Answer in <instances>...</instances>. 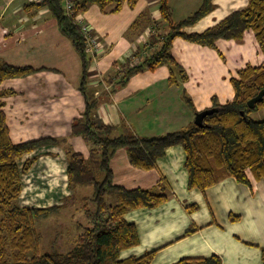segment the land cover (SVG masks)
<instances>
[{"label": "crops", "instance_id": "obj_1", "mask_svg": "<svg viewBox=\"0 0 264 264\" xmlns=\"http://www.w3.org/2000/svg\"><path fill=\"white\" fill-rule=\"evenodd\" d=\"M27 2L35 1L7 0V10L0 15V58L11 64L43 69L27 77L5 80L0 84V100L5 104L14 142L42 137L56 138L58 142L24 156V160L34 156L37 159L22 176L16 202L22 207H56L47 216L63 215L62 228L56 232H76L77 241L84 222L82 214L89 222L87 208H94L90 201L93 193L84 196L81 192L82 187L90 185L71 188L68 177L69 151L89 155L85 140L71 132L74 120L86 106L79 88L82 59L55 21L47 22V9L35 12L24 7ZM169 3L174 19L181 20L196 11L202 0ZM213 3L209 14L184 28L187 33L205 31L234 10L245 7L248 0ZM185 8H189L183 13L186 16L178 19L177 12ZM143 12L146 14L139 18ZM80 16L90 25L101 46L93 52L86 50V89L100 100L96 118L105 124L120 125L122 131L131 128L140 136L155 137L193 123L196 114L185 102L184 92L191 97L197 112L211 108L214 98L221 104L232 100L235 90L231 78L238 77L239 69L246 64L257 61L250 33L242 40L217 39L215 46L177 37L173 55L185 69L186 80L174 71L177 82L172 83L171 66L162 65L134 74L122 86L118 84L120 67L139 45L148 41L151 21H160L159 0H137L134 6L124 3L118 12L112 13L103 12L94 3ZM48 55L54 59L50 63ZM256 111L251 115L259 120L254 116ZM186 157L184 147L174 145L150 169L134 166L124 147L117 149L110 159L115 184L167 195L158 206L133 208L125 213V218L136 224L140 243L122 251L121 258L154 251L152 264H173L182 258L213 254L219 255L223 264H264V178L254 193L230 176L204 191L191 189ZM231 214L239 219L232 220Z\"/></svg>", "mask_w": 264, "mask_h": 264}, {"label": "trees", "instance_id": "obj_2", "mask_svg": "<svg viewBox=\"0 0 264 264\" xmlns=\"http://www.w3.org/2000/svg\"><path fill=\"white\" fill-rule=\"evenodd\" d=\"M136 2L75 0L70 13L64 0L24 4L25 8H32L35 12L47 8L50 17L71 39L82 59L79 88L84 94L86 106L83 114L74 120L71 132L90 144V150L88 156L80 151H69L68 177L71 188L93 187L90 201L94 208H87L89 222L80 225L82 232L78 243L70 251H40L41 234L36 230V221L57 208L22 207L16 201L21 193L22 175L37 159L34 156L23 161L24 156L44 145H55L58 139L42 137L14 142L5 104L0 100V264H152L154 251L140 257L121 258L122 251L140 243L137 226L125 218V213L133 208L158 206L167 195L145 188L127 189L114 183L110 159L121 147L127 149L134 166L150 169L155 167L157 158L163 156L169 147L183 146L191 189L204 191L230 176L246 184L254 193L257 184L264 178V119L255 120L250 116L257 108L264 107V100L253 109L249 107L250 99L264 88V0H248L245 7L234 10L200 33H187L184 28L209 14L215 6L213 0H202L196 11L181 20L174 19L169 0H159L161 19L151 21L149 40L139 45L131 55L139 62L133 63L129 57L121 65L118 84L124 86L134 74L162 65L171 66L172 83L177 82L176 71L182 80H186L185 69L173 55L177 37L215 46L217 39L242 40L250 33L257 61L246 64L239 69L238 77L231 78L235 90L233 99L221 104L214 98L213 106L207 109L217 110L205 115L202 125L193 122L185 129L155 137L140 136L131 128L122 131L120 125L105 124L96 118L100 100L86 89L89 58L80 26L74 20L94 3L103 12L112 13L118 12L124 3L134 6ZM145 14L143 12L139 18ZM42 69L11 64L0 58V84L8 79L27 77ZM183 97L195 114L200 112L196 111L186 92ZM230 217L232 220L239 219L232 214ZM262 251L264 259V248ZM173 264H223V261L219 255L213 254L209 257L182 258Z\"/></svg>", "mask_w": 264, "mask_h": 264}, {"label": "rangeland", "instance_id": "obj_3", "mask_svg": "<svg viewBox=\"0 0 264 264\" xmlns=\"http://www.w3.org/2000/svg\"><path fill=\"white\" fill-rule=\"evenodd\" d=\"M21 1H24V0H21ZM6 4H7V0H0V15L4 14L6 12L7 6H8ZM186 10L189 11V8H185V10H182L180 12L178 11L176 14V17L178 19L180 17H185L186 14L183 15V13H187V12H185ZM188 13H190V12H188ZM46 20H47V22L51 20L50 23L53 21V19L50 18L49 12H48V17H46ZM53 23H54V21H53ZM147 40H149V37ZM47 60H48V63H50L54 59H53V57H50L48 55ZM131 61H133V63L139 62V61H135L133 57H131ZM82 70H83V68L80 69L79 72L82 73ZM64 73L66 74L67 72L64 71ZM107 85L109 86V84H107ZM256 110H254V111H256V113H254V116L257 117L259 120L264 119V107L257 108ZM253 112H251V114ZM251 114H250V116L252 117ZM255 120H257V119H255ZM85 144L88 146V151H89L90 144H88L86 142H85ZM31 153L32 152H30L29 154H31ZM25 159H26V157H25ZM22 162L23 161L20 162V166H22ZM81 192L83 193L84 196H86V195L90 196L93 193V188H92V186L82 187ZM86 204L88 206H92V204L90 202L89 203L85 202V205ZM65 214L67 216L70 215V213H68V211H65ZM62 216L63 215H52V216H49L47 218L42 217V218L37 219L36 230L41 234L40 251L42 253H44L46 251L55 250V249L62 251V252H67V251L71 250L73 247H75L76 244L78 243V240L77 241L74 240L75 236H76V232H63V230L61 232H56L62 225V221H61ZM81 218L84 221L83 224L87 225L88 222L85 220L84 214H82ZM70 221H71V218H70ZM65 234L67 236H63Z\"/></svg>", "mask_w": 264, "mask_h": 264}, {"label": "built area", "instance_id": "obj_4", "mask_svg": "<svg viewBox=\"0 0 264 264\" xmlns=\"http://www.w3.org/2000/svg\"><path fill=\"white\" fill-rule=\"evenodd\" d=\"M34 1L40 3L43 0H34ZM64 2H65L66 9L70 13V10L74 7L75 0H64ZM80 14L77 15L74 20L80 26L81 33L85 39L86 50L91 51V52L95 50H99L101 47L100 42L98 41L97 37L93 35L90 25L87 22H84L82 20ZM137 59L138 58H134L135 61H139V59L138 60Z\"/></svg>", "mask_w": 264, "mask_h": 264}, {"label": "water", "instance_id": "obj_5", "mask_svg": "<svg viewBox=\"0 0 264 264\" xmlns=\"http://www.w3.org/2000/svg\"><path fill=\"white\" fill-rule=\"evenodd\" d=\"M263 100H264V88L261 89L252 99H250L249 107L253 109L256 107L258 103L262 102ZM216 110L217 108H213V109H206V110L198 112L196 114V118L194 122L198 125H202L203 118L205 117V115L212 113L213 111H216Z\"/></svg>", "mask_w": 264, "mask_h": 264}]
</instances>
